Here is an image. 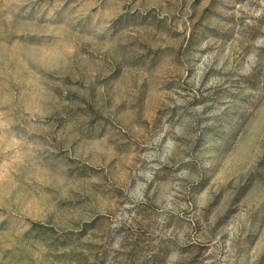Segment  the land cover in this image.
<instances>
[{
	"label": "rangeland",
	"instance_id": "obj_1",
	"mask_svg": "<svg viewBox=\"0 0 264 264\" xmlns=\"http://www.w3.org/2000/svg\"><path fill=\"white\" fill-rule=\"evenodd\" d=\"M0 264H264V0H0Z\"/></svg>",
	"mask_w": 264,
	"mask_h": 264
}]
</instances>
